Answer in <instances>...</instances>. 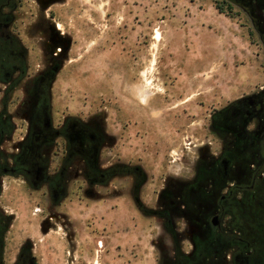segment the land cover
I'll use <instances>...</instances> for the list:
<instances>
[{
    "label": "rangeland",
    "instance_id": "374dc122",
    "mask_svg": "<svg viewBox=\"0 0 264 264\" xmlns=\"http://www.w3.org/2000/svg\"><path fill=\"white\" fill-rule=\"evenodd\" d=\"M42 15L68 39L51 82L52 121L64 115L97 118L110 137L100 162L138 163L145 175L139 199L148 206L164 178L191 175L201 147L218 149L209 129L212 112L244 94L249 82L263 80L257 35L232 2L16 0L14 28L30 50V71L41 47L27 40L24 30ZM20 97V91L13 94L11 109ZM13 119L17 128L9 151L23 132L19 115ZM126 180L114 178L95 195L84 192L82 179L73 180L55 201L44 187L2 176L0 205L11 215L7 255L29 237L40 264H110L109 255L118 264H159L153 241L160 228L128 195L119 194ZM70 245L75 249L67 256Z\"/></svg>",
    "mask_w": 264,
    "mask_h": 264
},
{
    "label": "flooded vegetation",
    "instance_id": "af4514ba",
    "mask_svg": "<svg viewBox=\"0 0 264 264\" xmlns=\"http://www.w3.org/2000/svg\"><path fill=\"white\" fill-rule=\"evenodd\" d=\"M224 1L247 15L264 56V0ZM15 9L16 5L0 22V36L8 41L2 54L13 63L0 62V187L1 177L11 175L33 189L44 187L58 201L73 180L82 179L87 185L84 192L95 195L112 179L125 178L127 187L119 194L128 195L138 211L160 228L161 235L153 241L159 264H264V76L212 112L209 129L218 149L201 147L191 175L164 178L154 205L148 206L139 199L145 175L138 163L100 162L110 137L97 118L64 115L52 121L51 82L68 39L44 15L36 17L24 30L25 38L41 47L34 54L37 67L30 71V50L14 28ZM17 91L21 97L11 109ZM14 115L23 122V132L15 151H9L6 145L17 128ZM10 218L0 205V264H40L29 237L7 255ZM68 233L73 240L74 229ZM74 249L70 245L67 256Z\"/></svg>",
    "mask_w": 264,
    "mask_h": 264
},
{
    "label": "trees",
    "instance_id": "16d2710c",
    "mask_svg": "<svg viewBox=\"0 0 264 264\" xmlns=\"http://www.w3.org/2000/svg\"><path fill=\"white\" fill-rule=\"evenodd\" d=\"M16 5V0H0V22L5 21L6 16L9 15L8 10L14 8ZM7 40L0 36V62H4V66H12L13 63L9 57L4 58L2 52H4V46L7 44ZM225 110H222L223 112ZM219 112V113H221ZM12 129V128H11ZM9 129V130H11ZM215 131H217L214 128Z\"/></svg>",
    "mask_w": 264,
    "mask_h": 264
},
{
    "label": "crops",
    "instance_id": "0c3cea01",
    "mask_svg": "<svg viewBox=\"0 0 264 264\" xmlns=\"http://www.w3.org/2000/svg\"><path fill=\"white\" fill-rule=\"evenodd\" d=\"M220 59H221V57H220V55H218V61ZM249 80L250 79H236V81H244V82H247ZM235 92H237V91H235ZM232 93H234V92H232ZM108 260H110V264H115L116 262L118 264V258L116 259V258L112 257L111 255L108 256Z\"/></svg>",
    "mask_w": 264,
    "mask_h": 264
},
{
    "label": "water",
    "instance_id": "95a60500",
    "mask_svg": "<svg viewBox=\"0 0 264 264\" xmlns=\"http://www.w3.org/2000/svg\"><path fill=\"white\" fill-rule=\"evenodd\" d=\"M64 47L67 48V47H68V43H66V44L64 45Z\"/></svg>",
    "mask_w": 264,
    "mask_h": 264
},
{
    "label": "bare ground",
    "instance_id": "6f19581e",
    "mask_svg": "<svg viewBox=\"0 0 264 264\" xmlns=\"http://www.w3.org/2000/svg\"><path fill=\"white\" fill-rule=\"evenodd\" d=\"M155 33H156V31H155ZM157 34H158V33H157ZM157 38H158V37H157ZM157 38H156V39H157Z\"/></svg>",
    "mask_w": 264,
    "mask_h": 264
}]
</instances>
